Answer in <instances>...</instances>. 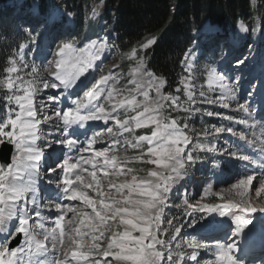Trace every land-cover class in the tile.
I'll use <instances>...</instances> for the list:
<instances>
[{"label":"snow or ice","instance_id":"snow-or-ice-1","mask_svg":"<svg viewBox=\"0 0 264 264\" xmlns=\"http://www.w3.org/2000/svg\"><path fill=\"white\" fill-rule=\"evenodd\" d=\"M238 27L241 32L247 31L242 22L238 24ZM154 42L155 38L149 39L146 43L141 44L140 48L147 49ZM35 43L36 38L30 35L28 43L19 45V56L23 58L24 50ZM76 44L75 39L59 43L53 54L54 59L48 62L49 67L54 66L55 70L49 73L54 79L43 81V89L60 88L62 89L61 96H63L70 89L86 88L99 69L101 73L99 78L95 79V83L84 91L83 96L70 100L74 107L60 108V96L50 95L47 102H41L39 105V112L45 113L43 121H41L37 118L38 111L33 103L36 94L41 91L40 88L35 86V79L21 82L20 78L17 77L14 81L9 75L6 82L0 81V84L8 90L15 89L24 92L22 96L13 94L6 97L8 114L0 122V138H6L7 142L12 143L16 149L12 162L0 165V235L3 237L0 239V264H69V257L76 264H101V260L93 256L94 253H102L104 258L112 257L115 264H161L164 254L157 251L156 248L157 245H163L164 241L157 239L154 229L159 228V220L166 205L168 194L175 185L188 176V169L193 167L199 159L194 156L193 149L187 147L190 144V138L178 126L177 120L170 119L163 114L166 106L164 102L170 100L172 107H179V97L161 95V89L165 81L162 78L154 77L151 72H145L143 70L144 59L141 57L137 62V67L133 70L134 76L138 78L130 81V83L136 85L128 93L130 98L115 101V96L120 91L115 87V83H118L119 78L113 74L111 69L107 74H104V70L99 68L97 63H103L104 53L111 48L107 43V38L93 40L86 44L84 48H77ZM69 53H73V55H69ZM132 54L133 56L136 55L135 48L132 50ZM192 55L191 50L185 52L184 59L181 61L183 65H186V71L189 73L188 77L181 79V83L185 84V95L194 104L196 100L193 96L195 88L192 84L194 80ZM9 62L15 65V61L11 57ZM238 63L243 65L245 61H238ZM4 71L12 74L17 72V68L15 66L7 67ZM206 71L210 86L212 84L218 85L220 95L215 99L205 97L202 102L219 104L222 108H228L231 101H236L237 108L235 111L251 117L255 109L250 110L249 101L245 100L244 103H239L237 100L238 84L235 82L229 83L228 77L225 74L218 73L215 67L209 66ZM36 74L37 66L33 65L30 75L35 76ZM18 83H27L28 86L20 89L17 87ZM145 89H154L156 97H150L149 91ZM212 90L215 91V88ZM105 93H107L106 96ZM139 95H142L144 99L137 100L136 97ZM200 96L204 97L203 91ZM248 96L251 99L252 93L250 92ZM102 99L110 103V110L101 103ZM13 102L18 106L19 111L12 107ZM50 108L53 110V114L47 115L46 113ZM120 108H131L133 111L143 108V111H136L134 116L121 121L117 119L118 109ZM214 114L218 115V113H208V115ZM225 118L228 120L234 119L233 116ZM98 120H115L121 130L128 132L133 131V127H128V125H133L135 129L153 125L151 135L136 137V144L133 145V147H139L142 142L146 141L148 144L146 152L132 158L124 157L121 159L116 155L109 157L106 154L110 149H115L117 144L116 141H113L109 148L94 151L89 158L81 155L75 158L76 163H70V160L74 158L69 153L77 148L82 153L92 151V145L102 135L100 132H94L91 137H86L85 144L82 145L78 139L72 138L76 134L73 126L84 128L85 122ZM236 122L247 124V120ZM42 123L51 124L55 131L60 134V139L49 142L45 147L60 144L68 150L64 153L62 162L56 164L55 168L48 169L54 177L59 175L57 169L63 170L62 182L57 181V188L61 189L62 193L58 200H79L91 209L94 216L68 203L57 202L52 204V202H49V206L54 207L58 215L54 220L53 227L46 226L43 209L38 203L36 195L35 180L39 176V165L43 156V149L35 143L40 134L39 126ZM9 127L11 130H9ZM184 128H187L186 124ZM214 131L216 133L224 131L231 133L233 129L215 127ZM107 132L112 135L113 129L108 128ZM0 142H3V139H0ZM199 148L201 151L219 152L221 155L228 153V149L217 148L216 145L208 147L201 144ZM261 154L264 156V149H261ZM232 155L236 159L250 161V157L247 155L237 156L236 153H232ZM145 156L149 157L146 161L144 160ZM98 157L103 158L102 165L97 162L96 158ZM129 159L154 164L157 169L149 170L147 178L138 179L137 176L133 175L131 181L120 184L108 179L112 176L125 174L124 164ZM250 162L255 164L256 161L251 160ZM89 163L92 164L94 170L88 173L91 181L86 182L85 177L80 173L86 172L87 169L82 168L81 164ZM98 167L107 179V189L109 191L104 190V185L97 176L95 169ZM214 167L219 168V164ZM108 168L112 170L108 171ZM132 172V168L127 169V173ZM70 175H73L75 179H70ZM240 175L242 178L237 183L232 184L231 187L233 189H243L239 193L243 197L251 188L255 187L254 181L257 177L255 175H245V173ZM25 177H27V180H25ZM82 189H91L96 193V198ZM112 189L120 194V199L111 195ZM124 189L128 190L127 195H124ZM133 194L137 197H146V199L134 198ZM255 194L257 197L264 196V179L260 180L259 187H255ZM29 196L31 199H28ZM184 203L188 204V201L185 200ZM188 206L195 207L194 205ZM233 206L239 208L240 204L203 205V208L212 211L214 207H222L227 211ZM260 210L264 211V208ZM243 211L253 212L256 209L249 206L244 208ZM69 212L73 215L71 219L65 220ZM33 213L36 219L35 223L31 224ZM126 216L131 218H126ZM117 217H119L120 223L127 227L123 232H112L107 237V246L102 247L99 241L104 239L105 233L109 231L107 222L110 220L115 221ZM235 220L238 226L250 223V221L241 220L239 217H236ZM9 222H12L11 227H9ZM168 223L171 225L173 221L170 220ZM133 231H138L140 235H133ZM180 232L181 228L177 227L172 240H175ZM21 234L24 239L20 241V246L10 247L12 240L17 239ZM66 236L68 238L67 244L65 243ZM61 246L64 249L63 258L58 255ZM187 247L192 249L191 256L187 258L183 251L179 252L177 257H174L172 249L169 248L168 264H173V261H175V264H181V261L185 259L197 261L196 250L207 248L208 245L188 243ZM236 247L238 246L235 245L234 240L217 243L215 245V260L219 264H244L243 260L235 256L234 249ZM105 264H109V262L106 260Z\"/></svg>","mask_w":264,"mask_h":264},{"label":"rangeland","instance_id":"rangeland-1","mask_svg":"<svg viewBox=\"0 0 264 264\" xmlns=\"http://www.w3.org/2000/svg\"><path fill=\"white\" fill-rule=\"evenodd\" d=\"M88 1L89 9L87 11V19L91 21V26H94L104 11L101 7L102 0ZM18 2L21 4V8L18 11H11V18L14 23L17 24L18 29L15 35L16 41L18 43L20 42V44L28 43L31 35V37L36 38V43L34 45H30L24 50L23 58L19 56L20 49L18 48V51H16L14 57L12 58L15 61V65L10 63V67L15 66L17 68V72L12 74L7 73V77L10 75L14 81H16V78L19 77L21 82H27L33 79L36 80L35 86L40 88L41 91L36 94L33 103L38 111L37 118L41 121H43L45 113L39 112L40 103L47 102V98L50 95H60L62 91V89L56 92H53L51 89H43L44 80L54 79L49 75L50 72L55 70L54 66L49 67L48 62L54 59L53 54L61 41H71L75 39L77 41L76 47L84 48L86 44L93 40L104 37L107 38V43L111 46V48L109 51L105 52L106 56L103 58V63L99 64V68L104 70V74H107L111 69L113 74L117 75L119 78L118 83H115V87L120 91L119 94L115 96V101L130 98L128 96L129 91L136 87L135 83H130V81L138 78L134 76L133 70L137 67V62L141 57L144 59L143 70L148 72L145 62L146 58L143 54L146 49H141L139 52H136L135 56L132 54L129 58L120 57L117 49L110 40V37L114 38V35L107 31V22L101 21L99 25L100 33L98 35L93 36L94 32H92L88 35L91 37L90 39L80 42L77 35V28L67 26L62 27V24L57 23V17L59 16H62L66 21L74 19L72 15H69V13L61 10L59 6L53 5L51 7L53 13H55L52 18L54 19V23L44 25V23L30 15L31 13L28 12L24 6L25 0H19ZM34 4L36 6L39 2L36 0ZM252 4L254 9L258 7L257 0H252ZM94 12L95 14H93ZM243 24L247 28V31L241 32L237 25L233 31L234 35L232 36V41L229 37H225L224 35L217 33L218 29L216 27L209 25L205 26L203 32L205 35L211 36L209 39L210 41H208L209 43H207L202 36L200 41L195 43L193 49L191 50L193 53L191 57V61L193 62L192 75L194 76L192 84L195 88L193 96L196 103H191L185 95V84L182 83L180 88L181 94L176 96L179 97V107H172L170 100L164 102L166 106L163 110V114L165 116L170 114L171 109L183 112V117L185 119H183L181 125L178 126L183 129L184 133L190 138V144L187 147L192 148L194 156H197L199 159L193 167L188 169V176L179 184L175 185L179 187L178 191L176 193H172L171 197L170 193L172 190L168 194L166 205L163 208V212L159 220V228L154 229L158 240H162L161 237L164 234L165 236H168V232H170L171 228L173 229V233L170 235L168 240L170 243H167L165 246L157 245L156 250L164 254L161 264H168L169 248L172 249V255L174 257H177V254L181 251L185 253L186 258L190 257L192 249L187 247L188 243L208 245L207 248L196 250L198 264H219V262L215 260V245L217 243H226L231 240L233 227L232 225H223L222 217L224 209L222 207H214L212 211H208L206 208H203V205L240 204L239 208L233 206L228 210H236L241 207L246 208L253 205H256V209L264 207V196L257 197L255 194V187H259L260 180L264 179V163L259 162L256 159L250 148L252 146L255 147L256 151L254 153L256 155H258L259 149L261 150L264 148V134L262 133L264 132V124L262 123L264 118V13H260L259 11L258 15L255 16V23ZM243 38H247L248 40L245 50L239 48L238 46H234L243 40ZM203 40L204 42H202ZM72 54L73 53H69V55ZM242 60L245 61L243 65L238 63V61ZM25 65H27V67H25ZM33 65L37 66V74L35 76L30 75V73H32ZM114 65L116 67H113ZM209 66L215 67L218 73L225 74L228 77L229 83L235 82L238 84L237 100L239 103H244L245 100L249 101V104L251 105L250 110L255 109L251 117L246 116L244 113L235 111L237 108L236 101H231L228 108H222L219 104L202 102L205 97L208 99H215L220 95L218 85L212 84L210 86L209 84V77L206 71ZM100 74L101 73L98 69L86 88L77 87L70 89L68 93H66L69 97L70 92V97L66 100V105L62 108L67 109L74 107L70 100L83 96L84 91L95 83V79H98ZM188 76L189 73L186 71V65H184V75L182 78ZM141 82L143 83L144 81ZM27 86V83L17 84V87L20 89ZM213 88H215V91L212 90ZM75 90H78L77 94H74ZM145 90L149 91L150 97H156L154 89ZM202 91L204 93V97L200 96ZM250 92L252 93L251 99H249L248 96ZM14 94L22 96L24 95V92L22 90H15ZM106 95L107 93H105V96ZM161 95L165 96L163 94V87L161 89ZM136 98L137 100L144 99L142 95H139ZM101 103L110 110L111 105L107 100L102 99ZM261 104L262 106H260ZM12 107L19 111L18 106H16L14 102ZM136 111H143V108H138L135 111L131 108H120L118 109L117 119L121 121L126 120L129 117L134 116ZM209 112L218 113V115H208ZM7 114L8 110L0 111V122L7 117ZM46 114L52 115L53 110L50 108ZM227 116H233L234 119L228 120L225 118ZM239 120H247V124L237 123L236 121ZM185 124L187 125L186 129L184 128ZM128 127H133V131H123L118 127L115 120H108L104 124L99 122L85 126L83 128V131L86 133L84 136H80V131L78 133L75 132L76 138L74 139H78L82 145L85 144L86 137H91L94 132H100L102 135L97 142L92 145V151L82 153L80 149L77 148L76 152L70 154V156L74 158L70 160V163H76L77 161L75 158L81 155L85 158H89L93 155L94 151L109 148V146L113 144V141H116L117 144L115 149H110V151L106 154L109 157H111V155H116L121 159L124 157L132 158L146 152L148 147L146 141L142 142L139 147H133V145L136 144L135 138L141 136L138 134L140 130L145 129H149V133L146 135H151L154 126L148 125L147 127L139 129H135L133 125H128ZM215 127H224L225 129L232 128L233 131L231 133L228 131L216 133L214 131ZM39 128L40 134L36 139V144L43 149L44 158L43 162L39 165V176L36 177L35 180L37 189L36 193L38 191L41 193V196H38V203L41 207L43 205L42 209L46 226L53 227L54 220L58 215L55 208L49 206V202H52V204L57 202L68 203L76 206L77 208L83 209V211H86L90 215L94 216L91 209L87 208L79 200L76 202L58 200V197L61 196L62 193L57 190V181L62 182L63 170L57 169L59 175L54 177L48 169L55 168L56 164L62 162L64 159V153L68 150L65 146L60 144H52L51 147H45V145L49 142L60 139V134L55 131L51 124L48 123H42ZM108 128L113 129L112 135L108 134ZM9 130H11L10 127ZM88 131H90V133ZM0 139L7 141L6 138ZM1 143L2 142H0V144ZM201 144L207 145L208 147L216 145L217 148H226L228 149V153L221 155L219 152L201 151L199 148V145ZM250 144L252 146H249ZM13 147L14 155L16 149L14 145ZM232 153H236L237 156L247 155L250 157V161L255 160L256 162L253 164L250 161L236 159L233 157ZM207 158H212L211 160L214 159L216 161L209 165L208 163L206 164L203 162V160ZM148 159L149 157H144L145 161ZM96 160L100 165L103 164L102 157H98ZM217 164H219V168L214 167ZM258 164L261 167L259 172L255 170ZM81 167L87 169V171L81 172L80 174L85 177L86 182H90L91 177L88 173L94 170L92 164H81ZM128 168H132L133 172L127 173ZM156 169L157 166L154 164L129 159L128 162L124 164L125 174L112 176L108 179L120 184L125 181H131L133 175L137 176L138 179L147 178L148 171ZM95 170L97 171L98 178H100L102 184L104 185V190L109 191L107 189V179H105L103 172L100 171L99 167ZM107 170L111 171L112 169L108 168ZM241 173H245V175H255L257 177L254 181L255 187L251 188L243 197L239 194L243 191V189H233L231 187L232 184L237 183L238 180L242 178L240 175ZM74 179L75 177H73V180ZM25 180H27V177H25ZM82 190L87 191V193L89 192V195L96 198V193L92 190ZM123 192L124 195L128 194L127 189H124ZM111 195L115 196L117 199L121 198L120 194L114 189L111 190ZM133 195L134 198L146 199V197H137L135 194ZM28 199H31V197L29 196ZM185 200L188 201V204L184 203ZM188 205H194L195 207H189ZM72 215L73 214L69 212L66 215L65 220L71 219ZM126 218L131 217L126 216ZM35 219L36 218L33 213V219L30 223L34 224ZM170 220L173 221L171 225L168 223ZM107 223L109 231L105 233V238L99 241L102 247L107 246V237L110 236L112 232H123L127 227L126 225H122L120 223L119 217H117L115 221L110 220ZM177 227L181 228V232L177 234V238L175 240H172V236L175 234V229ZM210 228L216 231V233L210 238L204 240L198 236L201 231ZM133 235L138 236L140 233L138 231H133ZM65 243H68L67 236L65 237ZM63 252L64 249L63 246H61L58 253L61 258L63 257ZM93 256L95 258H99L101 260V264H105L106 260L109 264H115L112 257L104 258L102 253H94ZM197 261L185 259L184 261H181V264H197ZM74 262L69 260L70 264ZM173 264H175V261H173Z\"/></svg>","mask_w":264,"mask_h":264},{"label":"trees","instance_id":"trees-1","mask_svg":"<svg viewBox=\"0 0 264 264\" xmlns=\"http://www.w3.org/2000/svg\"><path fill=\"white\" fill-rule=\"evenodd\" d=\"M19 0H0V81H5V68L9 67V58L13 57L19 44L15 35L17 24L11 18V11L20 8ZM25 0L24 5L33 10L34 14L51 22L54 13L51 9L57 5L61 10L74 17L73 20L59 23L78 29L80 42L100 33L101 21L107 22V31L114 35L111 42L122 58H129L132 50H141L140 45L150 38H155L154 44L146 49L145 62L147 69L165 81L163 93L166 96L181 94V78L184 74L185 52L192 50L195 43L203 36L210 41V35H205L206 25L216 27L220 35H229L236 26L255 23V16L264 13V0H257L258 7L254 9L252 0H102L103 14L94 26L87 19L88 0ZM204 42V41H203ZM246 48V42L239 45ZM179 89V91H177ZM12 95L0 84V110L8 108L6 97ZM180 123L183 112L171 109L167 116ZM167 122V121H166ZM149 133V130H142ZM145 131V132H144Z\"/></svg>","mask_w":264,"mask_h":264},{"label":"bare ground","instance_id":"bare-ground-1","mask_svg":"<svg viewBox=\"0 0 264 264\" xmlns=\"http://www.w3.org/2000/svg\"><path fill=\"white\" fill-rule=\"evenodd\" d=\"M244 34H246V33H244ZM73 55V54H72ZM104 56H106V54L104 53ZM104 56H103V58H104ZM98 64H100L99 62H97ZM148 72H150V71H148ZM154 77H156V76H154ZM53 92H56V91H58V90H60V88H58V89H51ZM78 91H76V93H77ZM68 94H65V95H63V96H61V94L60 95H58V96H60V100H61V103L59 104V107L60 108H62L64 105H66V100H68L69 99V97H70V92H69V97L67 96ZM262 106V105H261ZM99 122H101V123H106V121H104V120H98V121H88V122H85V126H87V125H89V124H95V123H99ZM108 126V125H107ZM107 126H106V128H107ZM73 129H74V131L75 132H81L80 134V136H84L86 133L83 131V128H79V127H77V126H73ZM95 131V130H94ZM89 133H90V131H88ZM87 132V133H88ZM263 134H264V132H262ZM72 138L74 139V138H76V135H73L72 136ZM36 142V141H35ZM262 149H264V148H262ZM251 150H252V153L255 155V157H256V159L259 161V162H262V163H264V158L262 157V155H261V150L259 149V153H258V155H256L254 152L256 151V149H255V147L254 146H252L251 147ZM43 158H44V154H43V156H42V158H41V162L40 163H42L43 162ZM257 168H255V170L257 171V172H259L260 170H261V167H260V165L258 164V166H256ZM89 168V167H88ZM63 177V176H62ZM73 175L71 176V177H69L70 179H73ZM89 190H91V189H89ZM89 193V192H88ZM78 201V200H77ZM70 202H76V201H70ZM249 207V206H248ZM251 207H253V208H255L256 209V205H253V206H251ZM264 208V207H263ZM243 209H244V207H241L240 209H234V210H227V211H225L224 210V214H223V217H222V223H223V225L224 226H228V225H232L233 227H234V229H235V231H236V233L240 236V235H242L245 231L248 233V232H256L258 229H264V217L262 218V219H260V220H257V217L259 216V215H264V211H261L260 209H256V211H253V212H251V214L250 215H248V214H244L243 213ZM262 209V208H261ZM236 217H239L241 220H248V221H250V223L249 224H247V225H240V226H238L237 225V223H236V220H235V218ZM11 226V222H9V227ZM263 227V228H262ZM205 231V230H204ZM220 233V232H219ZM238 241V237H236L235 238V244H236V242ZM18 246H20V244L18 245ZM234 251H235V256H236V251H237V249L235 248L234 249ZM63 258V257H62ZM239 259H241V260H243L242 258H239ZM69 260H71V258H69ZM74 262V261H73ZM70 264V263H69ZM71 264H76V262H74V263H71ZM244 264H264V260L262 259V257H259V258H256V259H249V260H245L244 261Z\"/></svg>","mask_w":264,"mask_h":264},{"label":"water","instance_id":"water-1","mask_svg":"<svg viewBox=\"0 0 264 264\" xmlns=\"http://www.w3.org/2000/svg\"><path fill=\"white\" fill-rule=\"evenodd\" d=\"M11 152H12V146L9 144H2L1 148H0V161L1 164H7L10 161V156H11ZM13 244L10 245V247Z\"/></svg>","mask_w":264,"mask_h":264}]
</instances>
